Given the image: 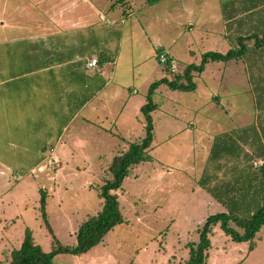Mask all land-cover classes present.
<instances>
[{
  "label": "rangeland",
  "instance_id": "1",
  "mask_svg": "<svg viewBox=\"0 0 264 264\" xmlns=\"http://www.w3.org/2000/svg\"><path fill=\"white\" fill-rule=\"evenodd\" d=\"M226 1L209 0L206 19L193 20L189 26L175 21L163 30L153 24H160L156 18L161 14L169 15L166 3L141 8L122 6L116 0L119 9L127 12L126 25L108 16L95 30L78 35L73 31L63 37V16L65 21H76V14L86 5L81 0H0V264L10 263L12 249L19 248L27 229L43 251H52V235L40 212L42 196L58 240L64 246H75L79 228L104 206L100 188L112 178L109 166L113 158L146 136L144 115L137 111V122L126 126L129 134L125 128H114L115 135H108L109 121L100 118L99 127L106 131L98 139H89L96 146L84 152L43 148L48 142L55 145L57 132L72 119V130L64 138L70 133L83 137L77 132L82 127L81 117H74L77 110L66 108L79 102L70 98L59 103L52 92L60 84L55 76L63 65V38L75 48L83 45L78 40L116 61L115 86L118 82L129 85L125 90L133 99L128 109L131 115L137 105L147 103L154 82L165 76L176 80L189 65H200L206 52L225 54L236 48L231 41L235 34L224 30L221 8ZM50 27L56 30L49 31ZM158 41L163 44L160 48ZM40 48H53L57 53L35 60ZM31 49L34 61L25 56ZM159 49L174 55L177 74L159 64ZM247 63H209L203 73L195 74L193 92L174 91L167 85L154 91L152 101L158 108L152 113L154 140L149 155L130 169L122 187L114 192L124 223L84 255H57L53 264H186L190 246L198 244L205 221L226 212L199 185L213 140L220 134L258 126L257 94ZM76 83L73 87L82 86L81 81ZM33 85L41 91L29 93ZM43 86L51 91L47 93ZM66 92L63 90V96ZM122 102L118 105L123 106ZM94 137L87 132L83 139ZM231 227L238 229L233 222ZM210 241L206 264H264V229L256 235L252 248L248 242L233 241L219 224Z\"/></svg>",
  "mask_w": 264,
  "mask_h": 264
},
{
  "label": "trees",
  "instance_id": "2",
  "mask_svg": "<svg viewBox=\"0 0 264 264\" xmlns=\"http://www.w3.org/2000/svg\"><path fill=\"white\" fill-rule=\"evenodd\" d=\"M221 10L226 30L235 34L231 41L236 48L225 54L206 52L202 55L200 65H189L176 80L165 76L150 86L147 103L141 108L146 123V136L141 142L130 143L125 153L113 158L109 166L112 178L106 180L100 188L104 206L79 228L75 235L77 244L72 247L60 243L49 223L45 198L42 196L40 212L52 235V251H43L35 242L31 230L27 229L19 248L12 249L9 264H53L57 255H84L97 246L112 229L123 224L125 219L118 195L114 192L122 187L130 169L144 162L149 155L154 140L152 113L158 108L152 101L154 91L160 85H167L174 91L193 92L197 88L195 74L203 73L209 63L238 60L248 61L251 84L257 94L258 126L253 124L220 134L213 140L207 168L199 179V185L226 212L212 215L205 221L198 244L190 246L186 264H206L207 251L211 247L210 236L217 224L233 241L248 242L250 248L253 247L256 235L264 229V164L258 168L253 164L255 159L264 160V0H228L222 4ZM160 53L162 51H158L157 55ZM165 70L172 73L169 66H165ZM231 222L238 229L231 227Z\"/></svg>",
  "mask_w": 264,
  "mask_h": 264
},
{
  "label": "crops",
  "instance_id": "3",
  "mask_svg": "<svg viewBox=\"0 0 264 264\" xmlns=\"http://www.w3.org/2000/svg\"><path fill=\"white\" fill-rule=\"evenodd\" d=\"M83 4L81 8V12L76 14V21H65L63 16V37L73 31L76 32V35L82 33L84 30H91L97 29L101 27L103 20L106 17L112 16L116 19L117 22L121 24H127L128 21L125 19L127 12H122V9L119 6L118 2L116 4V0H81ZM92 2V4L90 3ZM123 4L130 5V6H144L153 4L154 2H162L168 5L167 12L169 15L161 14L159 17L156 18L160 24L157 26L153 24V26L164 28L170 26L172 23L176 21L177 24L181 26H189L193 24V20H199L205 18L204 12L206 11V7H208L209 0H120ZM143 1V2H142ZM125 7V6H124ZM147 12V10L145 11ZM102 14H106L103 16ZM129 14H134V11H130ZM169 16H173V19H170ZM131 17V16H130ZM155 19L152 16L151 21ZM44 24V23H43ZM51 25V24H50ZM49 26V25H48ZM139 26V24H138ZM147 28H150V23H148ZM44 28L45 26H40ZM46 28V27H45ZM52 27L48 30L50 31ZM191 28V27H190ZM56 30L54 27L52 28ZM226 31V28L224 29ZM47 33L48 36L52 32ZM77 44L79 43L80 47L75 48L73 42L68 40L67 38H63V65L59 66V69L56 73V78L59 79V86L52 90V92H56L57 99H55L59 103H63V100H68L70 98L79 102L77 105L73 107L66 108H73L76 111L74 117L79 118L81 117L82 120V127H78V134L81 136L80 133L83 134V137L89 132L92 136H96L94 138H76V136H72L73 133L68 134L67 138H64L67 133H69L72 128L70 125L74 122V119L68 121L63 128L60 129L57 134L58 137L56 139V144L51 145V143H45L44 149L49 152H84L89 147H94L96 145L91 144L88 142L89 139H98L99 134L105 132L106 129H101L98 124L101 120L107 119L109 121V128L107 132L108 135H112L113 131L117 128L123 129L125 128L126 133H131L130 129L126 126L134 121L137 122V111H141V108L145 105H137L136 112L130 113L128 109L133 101L131 96H129L126 92V86L122 83H117L119 86L116 87V76L118 74V68L115 70L113 68L116 61H114L111 57H103L99 51H93V48L89 49L86 44L81 43L80 41H76ZM159 48L163 46V44L158 41L156 44ZM41 49V48H40ZM34 49H31L27 55H25L29 61L35 58V55H32ZM38 57L35 60H39L42 58L48 59L56 54V50L52 48L50 49L42 48L40 50ZM161 51V49H159ZM38 51H35V53ZM86 53V54H85ZM171 57H174L173 54L165 53ZM43 55V57H39ZM121 59V56L119 57ZM94 60L97 61L95 66H89V63L93 62ZM118 66V65H117ZM164 67V66H163ZM47 70V69H44ZM54 71V69H52ZM51 72V71H49ZM225 80V77L220 80ZM79 80L82 82V86H76V81ZM227 82V81H226ZM61 85V86H60ZM47 86H43V89L49 93L51 90L47 89ZM29 93H34L35 91H41L37 86H30L28 89ZM63 90H67L66 96H63ZM44 91V90H43ZM127 97V98H126ZM34 97H30V100H34ZM125 100L124 102H122ZM124 103L123 106L118 104ZM116 105H118L116 107ZM107 112L109 114L107 115ZM133 116L132 120L130 117ZM128 117L126 120H130V122L124 121V119ZM103 118V119H100ZM125 124V127L123 125ZM115 135V134H113ZM51 142V141H50ZM47 146V147H45ZM50 147V148H48ZM28 149V148H25ZM42 150V149H40ZM39 152V151H38ZM41 152V151H40ZM262 160V159H261ZM264 161V160H263Z\"/></svg>",
  "mask_w": 264,
  "mask_h": 264
},
{
  "label": "built area",
  "instance_id": "4",
  "mask_svg": "<svg viewBox=\"0 0 264 264\" xmlns=\"http://www.w3.org/2000/svg\"><path fill=\"white\" fill-rule=\"evenodd\" d=\"M157 57H158V62L161 65L169 66L172 73L177 72V61L173 57L165 53H160L157 55ZM96 63H97L96 60H94L93 62L89 63V66H95ZM253 164L256 168H258L264 164V161L263 160L254 161Z\"/></svg>",
  "mask_w": 264,
  "mask_h": 264
}]
</instances>
